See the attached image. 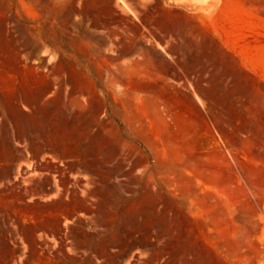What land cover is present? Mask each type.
<instances>
[{"label": "rangeland", "instance_id": "1", "mask_svg": "<svg viewBox=\"0 0 264 264\" xmlns=\"http://www.w3.org/2000/svg\"><path fill=\"white\" fill-rule=\"evenodd\" d=\"M237 2L253 47L194 33L206 47L187 64L163 35L137 32L121 0H0V136L26 124L6 101L45 85L59 94L62 139L87 127L86 144H46L41 159L0 146V264H264V0ZM87 30L110 80L77 91L68 68ZM155 51L183 63L154 79Z\"/></svg>", "mask_w": 264, "mask_h": 264}, {"label": "crops", "instance_id": "2", "mask_svg": "<svg viewBox=\"0 0 264 264\" xmlns=\"http://www.w3.org/2000/svg\"><path fill=\"white\" fill-rule=\"evenodd\" d=\"M127 4L128 10H124L127 21L130 25L138 27L137 32H153L164 36L165 40L160 48L166 49L171 56L179 55L187 64H197L199 62V49L206 45L200 41H190L189 36L194 33L215 35L213 48L237 50L241 48H252L251 41L243 40L252 31L253 18L247 13L248 5L239 4L237 0H121ZM221 2V4H220ZM223 15L219 17L222 10ZM103 33V31H102ZM235 35L236 39L231 40L229 34ZM244 34V35H243ZM93 31L87 30L83 36L78 37L79 44L73 48L74 54L70 58L68 71L74 76L77 91L89 89L93 91L97 87L95 82H108L110 80V57L104 55H94ZM241 37V38H240ZM173 38H177L176 41ZM103 39V35H102ZM104 47L109 49V44H101L103 54ZM181 50V51H178ZM185 50H195L191 52ZM151 64L156 66L157 75H169L173 70L175 62H164L160 54L155 51L151 56ZM242 60L241 64L248 65V59ZM127 58L119 59L126 61ZM176 62L175 64L183 63ZM163 65L169 67V73H161ZM63 71L61 66L53 68V74ZM120 80H143L141 74H121L116 77ZM115 78V79H116ZM152 79V78H150ZM52 87L45 85L37 89H23L16 91L13 98L6 101L15 114L23 123L22 126L12 125L7 128L5 135L0 136L1 150L11 155L10 159L22 161L28 155H33L34 159L44 157L46 144L56 146L77 145L85 143V131L87 127H76L77 140H63L61 121V105L59 94L54 92L51 98ZM196 96H204L205 92L197 91ZM231 95H238L232 92ZM50 97V98H49ZM89 109L86 105L76 107V111L81 113L76 117L77 122L83 123L87 120L85 112ZM93 119V118H91ZM48 121L49 125L37 126L29 125L34 122ZM58 123V126L55 124ZM48 137L50 140H43ZM82 139V140H80ZM84 139V140H83ZM91 144L103 143L102 140L90 141ZM53 155L60 156L61 151L55 149Z\"/></svg>", "mask_w": 264, "mask_h": 264}, {"label": "bare ground", "instance_id": "3", "mask_svg": "<svg viewBox=\"0 0 264 264\" xmlns=\"http://www.w3.org/2000/svg\"><path fill=\"white\" fill-rule=\"evenodd\" d=\"M1 33H2V37H1L2 41L4 40V43L6 44V47L9 46L7 44V41H5V38L3 36V30L2 29H1ZM161 73H163V74H166L167 73L168 74L169 73V67L167 65H163L162 66V69H161Z\"/></svg>", "mask_w": 264, "mask_h": 264}]
</instances>
